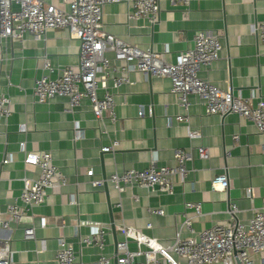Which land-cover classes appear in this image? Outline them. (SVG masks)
Segmentation results:
<instances>
[{"label": "crops", "instance_id": "crops-1", "mask_svg": "<svg viewBox=\"0 0 264 264\" xmlns=\"http://www.w3.org/2000/svg\"><path fill=\"white\" fill-rule=\"evenodd\" d=\"M41 1L67 10L70 0ZM133 1L105 5L103 31L139 49H151L168 63L192 47L197 32L214 33L222 47L219 59L210 67H201L199 77L221 90L230 88L234 96L253 106L264 98V49L253 31L262 19L264 0H193L189 7L160 0L154 25L145 19L128 18ZM106 57L110 59L111 53ZM45 61L55 70L51 78L57 76L56 70L76 66L77 41L70 40L64 29L48 30L42 39L25 34L21 41L0 40V95L12 103L11 115L0 120V243L10 242L12 264H55L61 237L71 244L76 264H95L100 255L110 257L115 264V245L123 240L116 231L119 225L166 246L186 218L191 219L193 231L199 232L226 224L230 203L238 209L240 224L262 207L264 149L250 121L237 114L223 118L206 115L194 96L188 97L185 110L170 92L168 79L136 73L129 75L130 83L109 89L114 121L108 115L96 121L86 100L71 113L65 112L64 98L36 104L32 87L34 81L47 75ZM107 84L111 87L110 81ZM178 116L187 120L178 122ZM189 130L199 131L200 137L189 139ZM114 142L116 146L102 154L101 149ZM20 143L27 151L49 152L66 185L50 192L46 202L34 207L18 225L2 229L8 205L19 199L22 180L34 179L37 174L35 168L23 166ZM200 145L208 151L207 161L197 157ZM177 149L190 153L192 159L185 164L187 173L182 180L172 178L171 195L139 187L118 193L109 183L96 188L89 184L90 179L115 172L144 170L152 161L158 166H174ZM8 155L11 161L3 164ZM89 169L91 178L84 175ZM220 175L227 177L228 189L213 191L211 182ZM248 189L251 198L246 197ZM71 195L74 203L69 202ZM189 204L199 205L200 216L186 207ZM159 210L162 215L155 213ZM30 225L34 239L27 241L23 231ZM96 225L105 230L102 249L80 242L94 235ZM189 236L192 234L182 228L181 237ZM128 248L134 251L136 245L129 243Z\"/></svg>", "mask_w": 264, "mask_h": 264}, {"label": "built area", "instance_id": "built-area-1", "mask_svg": "<svg viewBox=\"0 0 264 264\" xmlns=\"http://www.w3.org/2000/svg\"><path fill=\"white\" fill-rule=\"evenodd\" d=\"M160 0H134L131 5L129 19H145L154 25L159 16ZM171 6L189 7L193 0H167ZM122 0H70L68 9H60L53 4H45L41 0H0V40L21 41L25 34L34 39H42L48 30L64 29L70 40L78 43V63L76 66L56 70L57 76L51 78L55 70L47 61L44 68L47 75L33 83L32 98L36 104H45L55 98L67 100L65 112L71 113L82 100L89 103L96 121L108 115L114 121L113 94L120 85L130 83L131 73L148 77H161L170 81V92L179 106L187 109L188 97L194 96L204 107L206 115H217L221 118L228 114H237L250 121L261 137L264 149V98L254 106L247 99L234 96L230 88L221 90L199 77L201 67H210L219 59L221 44L214 33L200 31L193 37L191 48L178 53L173 63L163 61L159 54L151 49H139L129 45L102 29L101 15L105 5L117 4ZM259 44L264 49V8L261 21L253 28ZM107 53L112 57L108 59ZM111 87H108V82ZM101 91L102 96L98 95ZM12 113L11 100L0 95V120H6ZM142 112L139 113L141 117ZM178 122L187 120L176 117ZM78 135V133H77ZM79 137V136H78ZM189 139L199 138L200 132L189 130ZM24 167L37 170L34 179L24 178L17 202L8 205V219L1 223L2 229L9 225H18L23 217L31 213L34 207L46 202L50 192L66 185V178L53 164L49 152L27 151L24 143H20ZM116 146L104 147L101 152H108ZM200 160L209 159L208 151L203 146L196 147ZM174 166H158L154 161L144 170H125L112 173L102 179H90L91 187L111 184L118 192L126 188L139 187L149 192L171 195L174 184L172 178L185 177V164L190 161L191 154L183 150L174 151ZM11 157L6 156L2 163L8 164ZM93 177L91 169L84 173ZM229 182L225 175L215 177L211 182L213 191H225ZM251 198V189L246 191ZM74 203V196L69 197ZM200 216L199 205H186ZM238 209L235 204L228 206L229 221L216 224L209 229L193 231L191 219L186 218L177 230L169 245L163 246L159 241L149 238L140 232L119 225L116 231L123 240L116 243L115 264H264V199L262 207L255 209L245 224L236 218ZM156 214L162 215L161 210ZM44 223L42 222V227ZM150 227V225H148ZM95 233L84 237L80 242L103 248L105 230L94 226ZM186 229L192 236L182 238L181 229ZM24 240L34 239L32 225L23 231ZM129 243L136 245V250L128 248ZM55 264H76L74 250L65 238L57 240ZM0 264H12L10 242L0 243ZM95 264H111V258L100 255Z\"/></svg>", "mask_w": 264, "mask_h": 264}, {"label": "water", "instance_id": "water-1", "mask_svg": "<svg viewBox=\"0 0 264 264\" xmlns=\"http://www.w3.org/2000/svg\"><path fill=\"white\" fill-rule=\"evenodd\" d=\"M104 153H106V152H102V154H104ZM105 185L106 184H104V187H106ZM111 232H112V235H114V228H113V226H111ZM237 264H239V263H237Z\"/></svg>", "mask_w": 264, "mask_h": 264}]
</instances>
